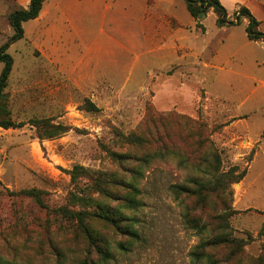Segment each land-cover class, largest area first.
<instances>
[{"label": "rangeland", "instance_id": "1", "mask_svg": "<svg viewBox=\"0 0 264 264\" xmlns=\"http://www.w3.org/2000/svg\"><path fill=\"white\" fill-rule=\"evenodd\" d=\"M220 1L230 19L247 6L264 32V0ZM28 2L0 0V46L13 32L10 12ZM42 8L5 50L12 65L0 116L24 124L0 126V257L264 264V41L247 37V19L219 26L210 9L202 29L184 0H45ZM87 99L96 110L83 107ZM40 119L67 129L40 137ZM199 121L206 126L189 134ZM131 132L149 142L129 140ZM211 146L222 168L237 165L245 174L225 194L207 192L202 210L195 194L176 196L170 185L209 180L193 159ZM120 180L139 188L138 206H120ZM30 188L41 191L47 208L20 193ZM72 194L121 212L119 227L83 220L109 250L107 261L91 247L88 253L82 224L59 211L96 208ZM224 205L233 241L203 246L218 232L213 215Z\"/></svg>", "mask_w": 264, "mask_h": 264}, {"label": "trees", "instance_id": "2", "mask_svg": "<svg viewBox=\"0 0 264 264\" xmlns=\"http://www.w3.org/2000/svg\"><path fill=\"white\" fill-rule=\"evenodd\" d=\"M45 0H29L26 7H21L13 10L9 14V23L13 28V32L7 40L0 46V61L3 62V67L0 71V98L3 96V90L7 85L8 75L12 65V57L5 51L6 48L15 40L22 37L23 27L22 22L36 18L41 9ZM185 6L190 15L196 20L197 25H199L202 29L203 26L200 24V20L206 15V13L211 9L216 14V24L219 26L223 25H233L238 24L241 17H245L247 19L246 24V34L247 37L251 40L261 39L264 41V32L257 28L259 20L255 17V15L250 11L246 6H240V8L234 12V17L230 19L228 17L226 8L221 3L220 0H184ZM83 107L88 110H96V105L90 100H85ZM149 111V108H148ZM35 125L38 129L42 131L40 137H53L67 129L66 126L61 125L59 123H51L47 119L35 120ZM196 124L197 122L194 121ZM24 123L23 122H15L10 118H6L4 116H0V126L7 127H20ZM206 126V123L203 121H199L197 127H192L189 131V134L193 133L194 130L198 128L202 130ZM194 129V130H193ZM156 135L157 132L155 131ZM127 138L134 142L144 143L149 142V138L142 136L140 134H136L131 132ZM202 145V144H201ZM220 150L215 146H211L205 150H203L197 158L193 160L196 161L194 164V169L200 172L203 175H209L211 178L206 181L201 180H193L194 186H188L184 183L181 184H171V190L175 195H188L190 193L195 194L199 201L201 209H204V198L205 194L209 191L224 193V190L232 183L239 181L245 174V168L238 170L237 165H232L228 169H224L221 167L220 161ZM121 158H126L129 154L127 153H118ZM185 159V158H182ZM75 168H78L76 166ZM139 173V172H137ZM118 182L124 186L123 197H120L121 204L120 206H124L127 208H134L138 206L139 199L136 198V194L140 191L139 188L131 183V182ZM103 191H106V196H109L107 190L103 188ZM20 193L25 194L26 196L32 197L35 199L37 203H40L42 207L47 208V204H45L43 200V195L40 190L35 188L23 189ZM225 194V193H224ZM73 201L79 203H94L96 208L94 210H72L67 209L66 207H62L59 211L67 218H74L82 224L83 231L88 241V253L91 254V249L99 256L101 261H107L111 258V254L108 249H106L102 241L100 239H96L91 228L83 223V220L86 218H95L106 223L110 224L114 227H119L120 222L123 217L119 210H116L113 207L108 206L107 204L101 202L97 198L94 197H85L78 196L76 194H72L71 196ZM227 205H224L221 211L215 213L213 215V219L216 220V229L218 232L214 234L211 238L204 239L201 243L203 246H211V247H219L228 242H232L227 235L226 228H228L227 215H225ZM54 211V210H53ZM57 211V210H56ZM195 221V224L198 225L199 219L197 217L191 218ZM202 226V224H201ZM128 233L133 237H138L135 231H128ZM99 241V242H98ZM120 247H122L120 245ZM204 252H201V255ZM198 252L194 251L193 255L198 256ZM61 256V253H58L57 258ZM212 263V262H211ZM0 264H24L21 262H17L14 260L3 259L0 257ZM80 264H97L94 260L89 259V257H85Z\"/></svg>", "mask_w": 264, "mask_h": 264}, {"label": "crops", "instance_id": "3", "mask_svg": "<svg viewBox=\"0 0 264 264\" xmlns=\"http://www.w3.org/2000/svg\"><path fill=\"white\" fill-rule=\"evenodd\" d=\"M246 7H247V6H246ZM247 8H248V7H247ZM42 10H43V8H42ZM250 11H251V10H250ZM251 12H252V11H251ZM252 13H253V12H252ZM38 16H39V15H38ZM38 16H37V17H38ZM37 17H36V18H37ZM255 17H256V16H255ZM256 18H257V17H256ZM34 19H35V18H34Z\"/></svg>", "mask_w": 264, "mask_h": 264}]
</instances>
